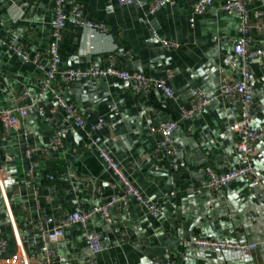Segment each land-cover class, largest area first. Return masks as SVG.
<instances>
[{"label":"crops","instance_id":"obj_1","mask_svg":"<svg viewBox=\"0 0 264 264\" xmlns=\"http://www.w3.org/2000/svg\"><path fill=\"white\" fill-rule=\"evenodd\" d=\"M76 1L83 6V20L104 24L106 30H97L91 38L82 28L68 26L60 44V69L88 72L114 64L122 71L166 80L174 98L160 90L148 98L118 77L81 79L63 85L60 94L89 123L104 118L109 128L78 129L55 108L51 94L43 97V113L20 118L9 134L0 126V239L6 241L0 259L42 255L43 236L31 221L93 207L121 193V182L90 146L94 139L145 196L165 202L157 219L133 199L109 210L110 223L95 217L91 228L101 233L107 248L96 256V264H264V198L257 185L239 179L217 191L207 187V168L229 172L241 164L232 124L242 119L243 108L219 96L224 74L240 77L235 67L241 59L234 51V39L241 35L237 16L220 10L217 0L194 24L190 19L196 0H174L155 14L149 9L151 0H135L131 6L117 0ZM53 8L54 0H0L1 37L8 45L23 46L32 59L24 63L0 44V107L18 105L25 89L28 102L38 97L42 75L33 58L38 55L39 63L48 66ZM249 13L252 46L264 48V0H252ZM165 41L177 47L166 48ZM249 73L257 109L250 126L260 130L264 60H253ZM190 89L217 98L186 121L181 114L189 107ZM170 120L179 121L174 133L178 155L164 159L155 156L157 136L152 129ZM54 126L67 129L63 146L48 160L37 159L32 185H27L24 150L29 145L46 147ZM258 149L253 163L264 181V139ZM51 174L54 180L48 179ZM193 237L256 244L257 249L244 259L217 249L185 247L184 240ZM54 249L53 264H89L94 257L77 227ZM33 264L46 263L39 259Z\"/></svg>","mask_w":264,"mask_h":264},{"label":"built area","instance_id":"obj_2","mask_svg":"<svg viewBox=\"0 0 264 264\" xmlns=\"http://www.w3.org/2000/svg\"><path fill=\"white\" fill-rule=\"evenodd\" d=\"M122 6H131L135 0H117ZM216 0H196L192 6V17L190 22L194 24L195 17L207 12ZM219 9L229 15L237 16L239 20L240 37L234 39V51L241 59V65L235 68L240 73L239 78H233L224 74L219 96L229 99L233 102H239L243 108V117L241 120L232 124V129L238 140V152L240 153V165L229 172H219L213 168H207V187L217 191L225 185L239 179L251 180L260 190L261 197L264 198V181L259 170L255 167L253 159L258 155V143L264 139V125L260 130L251 128V119L257 113V109L252 102L253 89L250 84L249 64L255 59L264 60V48H254L253 39L250 35L252 28L250 22L249 5L252 0H217ZM174 0H151L149 9L152 14L157 13L168 5H173ZM83 6L76 0H54L53 19L51 21L50 44L48 48V66L39 63V56L33 59L37 64V69L41 72V86L38 97L28 102L29 91L23 90L19 97V104L13 108L0 107V126L2 130L9 134L20 123V118L43 113L42 101L45 94H51L54 98L55 108L66 113L68 118L78 129L96 132L110 127V123L99 118L95 122L89 123L83 113L78 112L66 101L60 94L63 85L71 84L81 79H94L100 77H118L129 82L136 93L143 94L150 98L152 92L160 90L170 98H174V90L167 84L166 80L157 79L142 73L119 70L114 64H110L105 69L91 68L90 71L60 69L62 56L60 53V44L63 38V31L68 26L80 27L89 32L91 38L97 30H106L104 24L92 23L89 20H83ZM0 44L7 46L24 63L30 62L31 56L23 46H12L1 37ZM166 48H175L176 44L163 42ZM189 94L191 101L189 107L182 108V120H191L196 115L202 113L211 103L216 100L217 96H208L201 89H190ZM179 126V121L170 120L160 122L153 127L152 131L157 136L155 156L164 159H170L178 155V150L174 144V133ZM67 129L60 126L53 127V134L46 147L29 145L24 150V156L28 161V168L25 172V183L32 185L35 175V166L38 158L48 160L52 153L60 150L63 146L64 137ZM93 149L99 153L101 160L106 164V169L114 177L118 178L122 185V191L119 194H112L105 201L93 207L78 208L76 210L62 213L57 218L53 216H44L36 221H31L35 229H39L44 245L42 255H14L12 258L3 261L7 264H33L39 259L45 260L46 264H53L56 259L54 245L61 241L68 230L74 227L79 228L82 232L83 240L88 248L91 249L94 257L89 260V264H96V256L107 248L102 245V235L100 232L91 228L93 219L97 216L110 223L109 210L128 200L133 199L154 219L159 218L162 207L165 204L162 200L151 201L145 194L140 191L132 182V177L124 171L115 161L114 157L108 150L99 145L94 139L91 140ZM49 180H54V175L48 176ZM116 189V186L113 185ZM46 235L48 238L46 239ZM185 247L212 248L222 251L223 253L237 254L241 258L249 259L257 249L256 244L247 243H228L212 239L195 238L186 239L183 242ZM6 241L0 239V256L4 252ZM1 258V257H0Z\"/></svg>","mask_w":264,"mask_h":264}]
</instances>
